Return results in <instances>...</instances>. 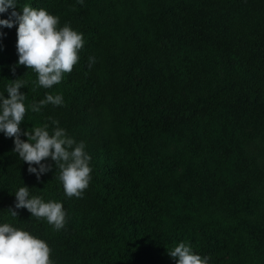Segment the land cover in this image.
I'll list each match as a JSON object with an SVG mask.
<instances>
[{
	"label": "trees",
	"instance_id": "obj_1",
	"mask_svg": "<svg viewBox=\"0 0 264 264\" xmlns=\"http://www.w3.org/2000/svg\"><path fill=\"white\" fill-rule=\"evenodd\" d=\"M25 4L84 45L45 89L17 63V26L0 27V95L24 81L21 131L48 125L83 142L91 180L68 198L51 158L37 179L0 132V224L44 240L54 264H176L168 251L181 242L208 264H264V0H16V10ZM46 94L63 105L33 112ZM23 186L62 203L63 229L15 209Z\"/></svg>",
	"mask_w": 264,
	"mask_h": 264
},
{
	"label": "clouds",
	"instance_id": "obj_2",
	"mask_svg": "<svg viewBox=\"0 0 264 264\" xmlns=\"http://www.w3.org/2000/svg\"><path fill=\"white\" fill-rule=\"evenodd\" d=\"M82 4L83 0H78ZM12 9L7 19H0V27L12 28L16 25V50L18 65L31 69L37 76L33 83L45 89L61 83L64 74H70L79 61V51L84 45L83 35L65 24L58 27L59 17L49 14L45 9H35L25 4L22 11H17L16 0H0V14ZM3 33H0L2 36ZM89 67L95 62L89 58ZM13 72L15 71L13 67ZM25 82L13 80L6 87L8 98L0 95V132L13 138L14 149L19 158L28 164V172L39 179L40 175L51 171L52 166L42 163L51 158L59 169L58 179L64 194L68 198H82L89 186L91 157L85 152L83 142L76 143L67 136L64 129L56 127L50 135L48 125L35 127L31 132L21 131L26 107L25 94L19 90ZM52 104L63 105V97L46 94L45 99L31 105L33 112ZM58 123V122H53ZM21 135L26 140H21ZM39 167H33L32 165ZM15 209H26L31 216L43 219L59 231L66 223V213L60 202H44L40 197L29 198V188L20 187L15 192ZM12 217L18 212L7 209ZM48 244L29 232L15 228L8 223L0 224V264H54ZM168 255L175 258L176 264H208L210 257L194 254L184 242L177 244Z\"/></svg>",
	"mask_w": 264,
	"mask_h": 264
}]
</instances>
